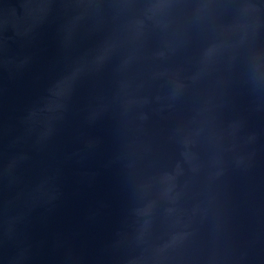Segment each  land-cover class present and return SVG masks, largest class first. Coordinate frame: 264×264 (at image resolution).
I'll return each instance as SVG.
<instances>
[{"label":"water","instance_id":"95a60500","mask_svg":"<svg viewBox=\"0 0 264 264\" xmlns=\"http://www.w3.org/2000/svg\"><path fill=\"white\" fill-rule=\"evenodd\" d=\"M0 264H264V0H0Z\"/></svg>","mask_w":264,"mask_h":264}]
</instances>
